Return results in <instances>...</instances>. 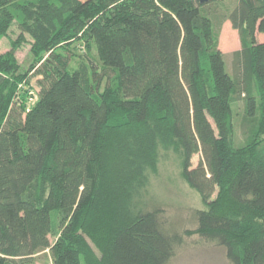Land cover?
Returning <instances> with one entry per match:
<instances>
[{"label": "trees", "instance_id": "obj_1", "mask_svg": "<svg viewBox=\"0 0 264 264\" xmlns=\"http://www.w3.org/2000/svg\"><path fill=\"white\" fill-rule=\"evenodd\" d=\"M215 1L0 0V37L21 29L0 54V264L48 249L54 264H168L184 235L142 201L160 149L179 154L208 206L184 234L231 264H264V0L226 11L241 43L232 72L205 11ZM26 35L34 62L22 72ZM76 43L87 52L74 67ZM32 72L30 105L19 86Z\"/></svg>", "mask_w": 264, "mask_h": 264}, {"label": "rangeland", "instance_id": "obj_2", "mask_svg": "<svg viewBox=\"0 0 264 264\" xmlns=\"http://www.w3.org/2000/svg\"><path fill=\"white\" fill-rule=\"evenodd\" d=\"M217 2V3H216ZM238 4V0H227L207 5L205 11L210 12L214 30L217 35L219 49L225 55L228 70L232 72L233 53L241 48L239 34L233 29L231 22L227 18V10H232ZM21 29L18 21H15L6 36L0 37V54H5L14 49V42L20 38ZM258 40L264 42V34H258ZM32 39L26 35L20 47L16 48L14 54L21 66L22 72L28 70L34 62L31 52ZM74 57L70 61L71 66L77 67L84 59L87 49L83 43H76L72 47ZM96 50L93 47L91 55L96 56ZM42 64H38L39 66ZM42 77L33 72L28 77L29 84H20L21 92L31 94L29 104L33 105L40 91L38 80ZM107 81L103 83V86ZM235 111V140L240 144L244 140V131L242 128V116L244 107L239 103L234 107ZM264 143V142H263ZM264 146V144H263ZM159 166L157 173L150 174L148 188L144 191L142 201L151 204L159 209V215L166 228L184 235L183 244L177 248L176 254L168 264H231L226 256L224 248L216 243L206 241L198 234L187 236L184 233L197 228L196 212L208 209L201 195L192 189L183 177L182 163L178 153L174 150L159 151ZM201 159L197 155L193 159V166L196 167ZM215 197V195H214ZM213 197V199H214ZM57 212H52V220L57 222ZM56 237L51 236L50 242L53 244ZM95 249V248H94ZM95 252L100 256L98 250ZM26 264H54L50 250L38 253L34 258L25 260Z\"/></svg>", "mask_w": 264, "mask_h": 264}, {"label": "water", "instance_id": "obj_3", "mask_svg": "<svg viewBox=\"0 0 264 264\" xmlns=\"http://www.w3.org/2000/svg\"><path fill=\"white\" fill-rule=\"evenodd\" d=\"M196 1H198L200 4H208V3L215 1V0H196Z\"/></svg>", "mask_w": 264, "mask_h": 264}]
</instances>
